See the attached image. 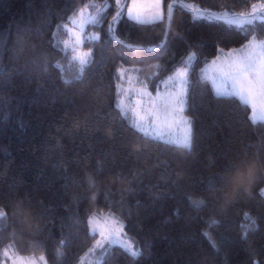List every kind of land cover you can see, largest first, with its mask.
Segmentation results:
<instances>
[{"label":"trees","instance_id":"obj_1","mask_svg":"<svg viewBox=\"0 0 264 264\" xmlns=\"http://www.w3.org/2000/svg\"><path fill=\"white\" fill-rule=\"evenodd\" d=\"M193 1L214 12L225 7L247 11L260 2ZM90 2L104 0H0V68L5 69L0 75V205L9 210L20 205L26 214L23 224L10 220L7 230L0 231V259L5 246L13 244L18 253L43 255L48 264H79L95 243L89 238L87 217L97 209L108 211V193L114 210L124 208L126 230L142 255L133 259L117 245L105 264H264V197L259 194L264 169L258 166L247 191L227 204L223 198L213 202L208 189L209 181L244 153L249 158L259 155L264 162V123L254 125L251 108L239 97H218L212 82L200 79V70L219 54L218 49L240 48L251 38V28L246 37L239 27L194 20L190 12L177 8L165 42L166 21L139 24L125 16L115 26L120 40L145 48L164 42L155 51L129 53L107 32L115 14L112 0L102 27H87L99 30L104 42L83 47L94 48L96 63L83 80L68 84L65 79H72L78 65H70L71 52L65 57L49 42L53 33L57 40L67 39L57 26ZM255 34L264 38L259 21ZM21 36L47 53V64L13 58ZM191 51L198 54L185 109L193 124L191 151L158 139H149L143 154L130 150L127 145L139 141L143 133L130 127L116 108L117 68H138V80H146L159 65L150 84L155 89ZM56 61L64 66L63 73L53 67ZM98 167L103 176L97 175ZM116 173L125 179L113 182ZM89 174L97 187H89ZM190 198H203L207 206L196 208ZM245 213L256 220L247 239ZM213 218L219 223L209 227ZM77 219L80 222L74 225ZM65 238L68 243L58 260L59 242Z\"/></svg>","mask_w":264,"mask_h":264},{"label":"snow or ice","instance_id":"obj_2","mask_svg":"<svg viewBox=\"0 0 264 264\" xmlns=\"http://www.w3.org/2000/svg\"><path fill=\"white\" fill-rule=\"evenodd\" d=\"M115 14L108 24L107 32L110 37L127 49L129 53L155 51L158 47H163L164 42L152 48H145L143 45L127 43L120 40L116 35L115 26L120 23L125 16L127 19L139 24H148L155 22H165V42L172 30L174 20V11L180 8L183 11L190 12L194 20H204L209 24L214 22H223L230 26H236L245 31L247 37L249 27L252 30L251 38L247 43L239 49H232L225 53L223 48L218 49V55L210 64H206L200 70V79L209 80L215 85V94L218 97L236 96L252 110L250 117L255 125L258 122L264 123V39H258L256 33L257 22H261L264 29V0L259 3H252L247 11L236 12L223 8L219 12L210 9L201 8L198 5L193 7L191 4L185 3L184 0H171L165 4V0H132L131 5L127 0H114ZM113 7L112 0H104L102 5L90 2L72 13L64 22L57 26V29H63L67 34V39L57 40L56 33H53V40L49 43L57 51L61 52L65 57L71 52L69 60L70 65H78L77 73L71 80L65 79V83L83 80L86 70L96 63V53L93 47L83 50L85 44L104 43L101 40L100 33L86 34V28L91 25L94 27H102L106 13ZM90 9H95L94 12ZM179 34H177L178 36ZM182 38V37H180ZM103 54L104 49H100ZM27 54V55H26ZM197 52L191 51L186 59L181 60V66L176 68L174 73L167 80L160 81L164 86V90H160V86L155 85V95L149 91V85L159 70V65L153 66L154 70L147 79H135L131 73H139L138 68H126L123 65L117 68L114 79L117 83V100L116 108L123 119L130 121V127L137 132L143 133L139 141H132L127 145L130 150L137 153H145L147 149V141L149 139H158L166 145H172L176 148H183L188 152L192 149L193 144V128L192 122L184 117L183 113L187 104L189 90L193 87L191 75L194 71L193 61L197 59ZM25 57L31 59L33 63L43 60L45 64L48 61L46 52L39 50L38 46L33 43L28 44L27 40L21 36L15 42L14 59ZM56 69L63 73L64 66L60 61H56L53 65ZM5 69L0 68V75ZM47 71V67H45ZM127 81L129 87L125 88L124 82ZM140 87H136V84ZM138 97L135 102L131 101L132 94ZM259 100V111H257V103ZM180 126L181 132L176 134L172 129ZM112 134L111 129L108 133ZM167 137V139H166ZM147 159V156H145ZM167 164V162H164ZM258 166L264 169V162L261 161L259 155L249 158L246 153L243 158H237L224 168L222 174H218L209 181L208 189L213 194V202L224 199L225 203H229L234 198L247 191L246 185H251L256 179ZM102 167L97 168V175L103 176ZM181 175V173H177ZM125 179L122 173H116L113 182ZM89 187H97L96 178L91 174L88 175ZM264 197V189L259 193ZM110 194L106 193V207L108 211L102 213L97 209L93 211L86 220L89 229V238L95 240V243L88 252L81 257L80 264H85V257L100 254L102 259L99 264H105L106 257L110 255V250L114 246H119L123 252L129 254L133 259L139 260L142 255L139 248H133L132 243L127 241L126 228H129L122 219L124 216V208L116 207L109 201ZM96 200V195L92 196ZM30 202L21 201V204ZM190 203L196 208L207 206V201L203 198L191 199ZM43 214V213H42ZM24 209L17 207L9 210L7 205H0V231L7 230L9 222H19L23 224L25 218ZM244 220L248 221V228L243 236L247 239L248 233L256 228V220L250 213L244 214ZM77 219L74 225L79 223ZM219 221L214 218L210 220L209 227L215 226ZM63 226V225H62ZM31 227V223H29ZM39 231V229H36ZM15 235V233H13ZM205 236L208 233H204ZM96 237H99L98 239ZM68 243L67 239H61L60 247L57 249V259L63 257L62 249ZM9 245L3 249L0 264H48L46 258L41 255L39 259L21 256L19 254H10ZM212 247L218 250V245L212 241ZM254 264H259L254 261Z\"/></svg>","mask_w":264,"mask_h":264},{"label":"rangeland","instance_id":"obj_3","mask_svg":"<svg viewBox=\"0 0 264 264\" xmlns=\"http://www.w3.org/2000/svg\"><path fill=\"white\" fill-rule=\"evenodd\" d=\"M131 3H132V0H129V3H128V4L131 5ZM187 3H188V4H191L193 7H195V6L198 5V3H196V2L193 1V0L188 1ZM258 3H259V2H258ZM97 5H102V4H97ZM198 6H199V5H198ZM199 7H200V6H199ZM90 11L94 12L95 9H90ZM97 32L100 33L99 30H87V28H86V34H95V33H97ZM258 39H264V38H258ZM234 49H239V48H234ZM83 50L86 51V49H84V48H83ZM230 50H232V49H230ZM230 50H224V52L227 53V52H229ZM215 58H216V57H215ZM215 58H213L212 60H214ZM212 60H211V61H212ZM207 64H210V62L207 63ZM126 68H127V67H126ZM173 73H174V72H172V73L166 75L162 80H167V78H168L169 76H171ZM131 75H132L135 79L138 80V75H137V73L132 72ZM162 80H161V81H162ZM124 86H125V88H128V87H129L127 81L124 82ZM135 86H136V87H140V85H139L138 83H137ZM159 86H160V90L163 91V90H164V86H163L162 84H160V83H159ZM149 91H152V92H153V95H155V89H153V87H151V85H149ZM137 98H138V97H136V95L133 93L132 96H131V101L134 103L135 100H136ZM256 103H257V111H259V100H257ZM186 106H187V104H186ZM185 109H186V107H185ZM183 115H184V117H186L188 120H190V121L192 122L191 117H190L188 114H186L185 111H184ZM192 128H193V124H192ZM172 131H173L174 133H176V134H179V133L181 132V128H180V126H176V127H174V128L172 129ZM166 139H167V137H166ZM263 189H264V188H263ZM125 231L127 232L126 229H125ZM98 238H99V237H97V239H98ZM125 239H126L127 241H130V242L132 243L133 248H139V250H141L140 246H139V245L137 244V242H136V241H135V240L129 235L128 232H127V236H126ZM9 245L12 246V247L10 248V254H12V255L19 254V255H21V256H25V257H29V258H36L37 260H38L39 257H40V256H33V255H22V254H20V253L17 252V250H16V248H15V246H14L13 244H9ZM9 245L5 246V248L8 247ZM5 248H4V249H5ZM2 251H3V250H2ZM101 259H102V257H101L100 254L90 255V256H88V257H85V264H99V261H100ZM6 264H10V261H6ZM79 264H80V262H79Z\"/></svg>","mask_w":264,"mask_h":264},{"label":"crops","instance_id":"obj_4","mask_svg":"<svg viewBox=\"0 0 264 264\" xmlns=\"http://www.w3.org/2000/svg\"><path fill=\"white\" fill-rule=\"evenodd\" d=\"M210 63H211V61H210ZM205 67V66H204ZM213 84V83H212ZM213 87H214V89H215V85L213 84Z\"/></svg>","mask_w":264,"mask_h":264}]
</instances>
